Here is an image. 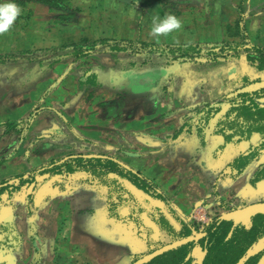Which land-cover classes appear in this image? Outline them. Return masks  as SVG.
<instances>
[{
    "label": "crops",
    "instance_id": "1",
    "mask_svg": "<svg viewBox=\"0 0 264 264\" xmlns=\"http://www.w3.org/2000/svg\"><path fill=\"white\" fill-rule=\"evenodd\" d=\"M101 2L114 13L123 11L124 5H141L145 18L150 20L144 22L146 30L142 35L145 36L152 17L174 14L184 19L191 12L194 16L204 3L203 0H155L158 4L153 9L146 0ZM211 2L216 4V0H209L204 7L208 13L201 16L203 33L209 32V25L227 16H209ZM237 5L235 29L238 30L233 36L242 38V33L246 34L251 44L264 48V0H239ZM186 6L191 12H186ZM114 17L122 18V15ZM113 37L120 41H146L144 36L132 39L121 32ZM196 37L204 41L203 36ZM147 42L165 45L186 41L178 38L160 43L150 38ZM61 45L66 44L34 52L41 54V50ZM94 53L101 57H118L119 53L135 56L108 50ZM86 57L57 63L47 76L32 86L20 74L10 73L8 61L0 58V92L8 94L13 93L12 89L17 90L12 108H4L5 103L9 104L8 96L4 99L6 102L0 103V181L34 174L30 184H24L0 205V264H125L131 256L145 251L144 234L138 232L131 218L121 216L118 204L105 202L106 188L102 184L91 181L79 169L72 173L53 169L54 165L70 158H113L153 181L184 212L216 196L211 187L216 183L217 167L210 158V147L216 141L212 138L214 141L211 139L205 147L199 145L192 134L193 128L184 124L185 118L193 114L191 104H179L182 92L177 93L168 85L172 77L169 68H176L178 74L187 73L178 61L160 66L163 82L160 80L159 84L165 86V91L153 108L146 100L148 94L156 90L154 79L141 74L143 76L136 77V83L132 75L140 66L138 63L132 66V73L126 75L119 63L114 66L95 64L91 68L109 71L111 81L94 87L80 84L86 80L89 68H78L77 73L72 74L79 61ZM61 67L65 69L54 79V73ZM117 74H122L123 81L114 82ZM195 80L205 83L204 79L192 76V81ZM46 81L50 83L47 91L42 95L33 94L32 91ZM26 91L30 94L29 102L24 99ZM7 120L19 122L7 131L5 124H1ZM37 120L39 123L35 124ZM45 165L49 170L39 174L37 169ZM31 184L32 189H29ZM219 196L224 198L223 194L218 193Z\"/></svg>",
    "mask_w": 264,
    "mask_h": 264
},
{
    "label": "trees",
    "instance_id": "2",
    "mask_svg": "<svg viewBox=\"0 0 264 264\" xmlns=\"http://www.w3.org/2000/svg\"><path fill=\"white\" fill-rule=\"evenodd\" d=\"M37 2L47 5L52 9H60L68 11V8L58 0H37ZM72 13L69 11V16ZM240 41H222V42H195V43H182V44H165L161 45L154 42H147L143 40H115L110 38H100L97 40L82 39L78 42H72L59 47L47 48L39 51L41 54L35 57L24 56L27 52L10 53L1 58L2 61H8V69L12 74H20L29 86L41 80L48 75L53 67L67 59L73 61L79 60L83 57L89 56L95 51H106L113 53L127 52L136 56L132 61H129L127 67L123 68L126 74L132 73L135 63L137 66L132 75L135 82L141 74L151 75L153 86L156 90L148 94L146 102H151L153 108L157 104L165 91V86L159 84L160 80L163 82V72L160 66L167 65L171 61L176 60L185 72H190L195 78L204 79L206 84L207 95L203 99L202 105L205 104L204 110L209 114L210 110H219L222 107L220 101L215 104H209L210 100L225 94L224 90L227 87H233L236 80H229V71L226 70L227 63L232 60H237L242 55L246 62L256 71L264 72V48L251 44L246 34L242 33ZM108 43L110 46L104 48ZM44 52V53H42ZM26 59V61H25ZM31 62L30 65L22 64ZM32 61L37 63L33 64ZM147 65V66H143ZM101 68V67H98ZM34 69V70H33ZM109 70V69H107ZM87 78L85 81H80L82 85L96 86L105 84L99 78H104L106 84H109L110 77L109 71H102L94 68H89ZM123 74V73H122ZM132 82V84H136ZM130 84V85H132ZM140 85V84H139ZM136 86V85H135ZM134 86V87H135ZM144 86V85H143ZM144 88V87H143ZM210 89V92H209ZM144 90V89H143ZM264 95V87L258 89H251L248 91H240L231 97L227 103L230 105V110L235 111V120L229 125L233 129V133H238L234 130L237 127L241 133V120L247 123V129L251 132H264V104L256 100L258 94ZM193 109V106H191ZM169 112V111H168ZM198 115V114H197ZM195 117L190 118V122L186 123L189 128L192 127V121ZM19 120H7L1 124H5L6 130H11ZM239 122V123H236ZM196 126V125H195ZM250 152L244 153L237 157L236 162L240 166H244L251 158ZM52 163V162H51ZM48 165V164H47ZM59 168V173H72L73 171H82L94 181L96 184H102L106 191H109V196H115L116 201L123 200L130 201L133 207L130 212V217L135 222L142 224V219L147 216V202L155 204L153 210L159 213L158 220L154 219L157 227V232L162 238L165 228H171L168 224L167 217L163 215L162 205H166L172 209L174 208L172 202L167 196L157 187V185L143 176L140 172L125 167L118 161L110 157H74L70 158L67 162L60 165H54L53 169ZM39 174L49 170L45 165L37 169ZM36 170V171H37ZM13 181L9 179L0 181V205L5 204L12 194L18 191L24 184H30L34 180V174L27 177L18 175L13 177ZM116 202V203H117ZM165 208V206H164ZM133 214V215H132ZM166 214V213H164ZM144 216V217H142ZM180 223L183 224L185 233L189 232L190 228L185 222L179 218ZM174 219V220H175ZM258 221L248 228L243 225L234 227L232 232H229V222L219 220L218 223H211L206 227L207 231V254L202 264H234L237 259L245 252V250L264 232V215H258ZM167 233V232H166ZM190 243L180 245L176 248L168 250L156 257L152 258L142 264H190L189 253ZM258 256H250L243 264H256Z\"/></svg>",
    "mask_w": 264,
    "mask_h": 264
},
{
    "label": "rangeland",
    "instance_id": "3",
    "mask_svg": "<svg viewBox=\"0 0 264 264\" xmlns=\"http://www.w3.org/2000/svg\"><path fill=\"white\" fill-rule=\"evenodd\" d=\"M58 1L62 2V4H64L68 8L67 12L65 10L49 8L47 7V5L37 2V0H15V2L22 9V12L14 22L13 27L8 32L0 34V54H10L11 52L19 53L24 51L27 52V55L24 56L29 55L33 57L39 55L34 52L36 49L78 42L84 38H86V40H96L107 36L106 38L116 39L113 36L118 35V32H121L122 35L130 37L132 39L144 36L146 37V39L143 38L144 40H150V37L148 35H142V31L146 30L144 28V26L146 25L145 23L149 22L150 20L148 18H145L144 9L140 7L141 5H124V7H122L123 11L114 13L111 8H108L107 10L108 6L103 4L101 0ZM203 1V5L200 6L199 11L195 13L194 16L191 15L192 12L186 6V12L190 11L191 13L190 15H187L188 17L181 19V29L175 30L169 33L167 36L161 37L159 39L153 38V40H157L160 43H162L161 41H166L168 39L175 41V39L178 38H184V40L186 41L185 43H195L196 41H202L201 43L232 40L240 41V36H233L238 30V28L235 29V20L237 18L236 16H238L237 4L239 3V0H216V4L211 2V12L209 16L216 15L217 18L223 15L227 16L224 17L225 19H223L221 22L216 21L214 25H209V32L207 33H203V26L200 20L203 14L206 15L208 13L207 11H205L206 8L204 7L208 6L209 0ZM146 2L149 3L148 6H152L153 9L158 4L155 2V0H146ZM69 11L72 13L73 17H67L69 16ZM117 14L122 15V18L114 17L117 16ZM207 20L208 19L206 16L205 21ZM206 23H208V21ZM146 33H148V30L146 31ZM194 33H197V35L199 34L201 37L203 36L204 41L198 39V37H196L197 35L193 36ZM193 40L195 42H193ZM110 44L112 43L106 44L104 48L110 46ZM98 54L99 53H92L91 56H88L86 57V59L79 61V63L75 66L76 69L72 70V74H76L78 68H91L92 66H95V64H98L100 62L106 63L108 66L118 65L119 63L121 66L127 67V61L134 60L136 58V56L124 53H119L118 57H115L114 55L101 57ZM30 64L31 62L24 63V65ZM63 69H65V67L57 69L56 73H54L55 77L53 78L56 79V76L61 74L63 72ZM176 70V68H169V73L172 76L170 79L172 83H170L169 80L168 85H172L171 88H174L177 93L182 92L181 94L183 95V99L182 102H179V104H185L186 106L190 104L193 105V103L201 100L204 94V83L197 80L193 82V74L190 72H188L189 74H178ZM226 70H228L229 75H231L229 76V78H231V80H236V87L256 80H264V72H256L249 64H247L244 59V55H242L240 58H237V60H232L231 62L227 63ZM113 79L116 83L123 81L122 74L115 75ZM99 80L105 81L104 78H99ZM49 85V81H46L39 88H35L34 91H31L33 92V94L42 95L47 91ZM229 90L230 89H228L227 91ZM16 91L12 89L13 93L9 91L8 94L0 92V103L6 102L4 99H7L6 96L9 97V104L5 103L4 108L10 109L12 108L11 106L15 104L14 98L16 95ZM29 95L30 94H28V92L26 91L24 98L25 102H29ZM101 98L104 97L102 96ZM36 123L38 124L39 120L35 121V124ZM105 193L106 203H109L111 205L118 204L121 216L125 218L130 217V212H132L133 209L130 201L123 200L117 202L115 196L113 197L108 195L109 191L107 192L105 190ZM254 197H256V194L252 196V200H254ZM113 198L115 202H112ZM191 212L192 210L188 211L187 213L190 215ZM145 219L146 218L142 219V221H144V225L146 222ZM133 224H135V226L137 225L136 227L139 233L141 232L142 234L147 235L146 228L142 225L139 226V222H135ZM199 224L200 223L196 224V226H199ZM148 250L149 248H145V251L137 253L132 257H137L143 253H146ZM130 260L131 258L125 264H129Z\"/></svg>",
    "mask_w": 264,
    "mask_h": 264
},
{
    "label": "flooded vegetation",
    "instance_id": "4",
    "mask_svg": "<svg viewBox=\"0 0 264 264\" xmlns=\"http://www.w3.org/2000/svg\"><path fill=\"white\" fill-rule=\"evenodd\" d=\"M229 80H231V78L228 77V81ZM258 81L262 80L248 82L238 87H236L237 84L233 87H227L224 90L225 94L223 96L210 100L209 104H215L216 102L220 101L222 103V107L217 111H214V109L210 110L209 114L205 113L207 111H203L205 106V104L202 105V102H204L203 99L205 98L204 94L207 95L208 93L206 90V84H203V98L191 105L193 106V109H191L190 106L193 114L185 118L184 124L189 123L190 118L195 117V120L192 121V134L202 147H205L208 141H210L212 138L216 141V143H212L210 147L211 162H215L217 167L215 173L216 183H214L211 187V192H214L216 196H213L210 201H202L200 204L194 207L192 210L193 214L191 212L190 215L187 212L180 210L173 203L172 204L176 209L173 212L170 207L163 204L161 210H163V215L167 217L169 222L168 224L171 225V228L167 227L164 229L165 232L163 233L164 236L162 238L158 234L159 232H157L158 229L155 226L156 223L154 221V219L158 220L159 213L152 209L155 204H152L148 201L146 208L147 216H142L146 218L145 225L143 223L144 221H142V224L139 222V226L142 225L147 230V235L145 234L144 236L146 240V248H149V250L137 257L131 256L129 264L144 254L152 252L163 245L189 236L192 238L183 244H191L189 247V253L187 254V257L191 258L190 264H202L208 251L206 241V227L213 222L218 223L219 220H225L219 217L224 212L242 208L248 204L264 201V132L250 133L247 129V123L241 120V133L237 127H235L234 130H237L238 133H233V129H230L229 125H231L235 120V111L230 110L231 104L227 103L231 97L235 96L237 90ZM228 89L230 90L227 91ZM257 94L258 97H256V100L259 103L264 104L263 102L259 101V99L264 97V95L259 93ZM247 151L251 153L252 157L249 158L250 161H248L244 166H240V163L236 162L235 160L240 155L247 153ZM218 193H220V195L223 194L224 198L221 196L218 197ZM254 194H256V197H254V200H252V196H254ZM112 202H115L114 198ZM258 215H260V213L253 215L248 220H243L236 224H234L231 220H225L226 222H229L230 227L227 237L232 232L234 227L238 225H243L244 227L248 228L254 223H257L258 221L256 218ZM174 217L181 218L190 228L189 232L181 236V233H185L186 231L183 228V224ZM198 223H200L199 226H196ZM263 235L264 232L249 247H251L254 243H257L258 240L263 237ZM245 252L242 255H244ZM262 254H264V243L262 248L252 256H258V261Z\"/></svg>",
    "mask_w": 264,
    "mask_h": 264
},
{
    "label": "water",
    "instance_id": "5",
    "mask_svg": "<svg viewBox=\"0 0 264 264\" xmlns=\"http://www.w3.org/2000/svg\"><path fill=\"white\" fill-rule=\"evenodd\" d=\"M264 86V80L262 81H258L252 84H249L247 86L242 87L241 89L237 90V92L240 91H246V90H251V89H256V88H260ZM259 101L264 103V97H261L259 99ZM126 167V166H125ZM32 185H30L29 189H32ZM264 214V201L263 202H257V203H252V204H248L242 208H238L232 211H228V212H224L222 213L219 217L221 219H225V220H231L234 224L243 221V220H248L250 217H252L255 214ZM192 237H185L182 239H178L175 240L171 243H168L166 245H163L155 250H153L152 252H149L147 254H144L143 256H141L140 258H138L137 260H135L134 262H132L131 264H142L145 263L147 261H149L150 259H152L153 257H155L158 254H161L162 252L168 250V249H172L178 245H181L185 242H187L188 240H190ZM264 243V235L263 237H261L257 243H254L251 247H249L245 254L242 255L235 264H243L244 261L249 258L250 256L254 255L255 253H257L263 246ZM256 264H264V254H262V256L260 257V259L257 261Z\"/></svg>",
    "mask_w": 264,
    "mask_h": 264
},
{
    "label": "clouds",
    "instance_id": "6",
    "mask_svg": "<svg viewBox=\"0 0 264 264\" xmlns=\"http://www.w3.org/2000/svg\"><path fill=\"white\" fill-rule=\"evenodd\" d=\"M21 12L22 9L15 0H0V34L8 32L13 27ZM181 28V19L174 14L157 15L151 19L148 36L159 39Z\"/></svg>",
    "mask_w": 264,
    "mask_h": 264
},
{
    "label": "built area",
    "instance_id": "7",
    "mask_svg": "<svg viewBox=\"0 0 264 264\" xmlns=\"http://www.w3.org/2000/svg\"><path fill=\"white\" fill-rule=\"evenodd\" d=\"M195 217H197L196 215H194Z\"/></svg>",
    "mask_w": 264,
    "mask_h": 264
}]
</instances>
